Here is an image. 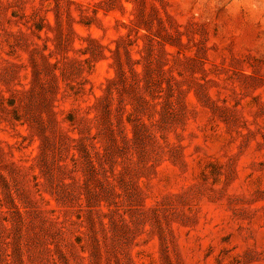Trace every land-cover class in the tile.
I'll list each match as a JSON object with an SVG mask.
<instances>
[{"label":"rangeland","instance_id":"1","mask_svg":"<svg viewBox=\"0 0 264 264\" xmlns=\"http://www.w3.org/2000/svg\"><path fill=\"white\" fill-rule=\"evenodd\" d=\"M0 264H264V0H0Z\"/></svg>","mask_w":264,"mask_h":264}]
</instances>
